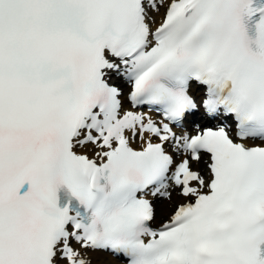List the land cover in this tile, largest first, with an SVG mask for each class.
I'll return each mask as SVG.
<instances>
[{"label": "snow or ice", "instance_id": "1", "mask_svg": "<svg viewBox=\"0 0 264 264\" xmlns=\"http://www.w3.org/2000/svg\"><path fill=\"white\" fill-rule=\"evenodd\" d=\"M108 257L264 264V0H0V264Z\"/></svg>", "mask_w": 264, "mask_h": 264}, {"label": "bare ground", "instance_id": "2", "mask_svg": "<svg viewBox=\"0 0 264 264\" xmlns=\"http://www.w3.org/2000/svg\"><path fill=\"white\" fill-rule=\"evenodd\" d=\"M158 219H159V213H158ZM109 264H121L117 260L113 259L112 257L108 258Z\"/></svg>", "mask_w": 264, "mask_h": 264}]
</instances>
